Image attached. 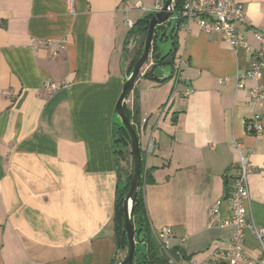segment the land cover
<instances>
[{
	"label": "crops",
	"instance_id": "crops-1",
	"mask_svg": "<svg viewBox=\"0 0 264 264\" xmlns=\"http://www.w3.org/2000/svg\"><path fill=\"white\" fill-rule=\"evenodd\" d=\"M251 49L233 50L197 24L177 32L175 70L158 82L144 70L127 100L147 122L139 134L150 183V229L174 230L182 262L211 263L231 245L232 229L207 228L209 208L227 201L243 145L249 161L245 214L264 228V132L249 134L256 112L238 89L264 33V0H236ZM162 0H0V264H113L119 177L116 107L142 33L138 24ZM51 79L61 88L44 89ZM264 89V75L262 78ZM247 88L254 82L247 81ZM192 90L187 96L185 92ZM172 99L168 112L162 108ZM133 161V160H132ZM245 254L261 248L246 231ZM180 260V261H181Z\"/></svg>",
	"mask_w": 264,
	"mask_h": 264
},
{
	"label": "built area",
	"instance_id": "built-area-1",
	"mask_svg": "<svg viewBox=\"0 0 264 264\" xmlns=\"http://www.w3.org/2000/svg\"><path fill=\"white\" fill-rule=\"evenodd\" d=\"M164 4H157L154 8V14L163 10ZM171 22L180 24V28H189L192 24H197L204 33L214 32L225 40L233 50H250L251 46L247 39L237 30L238 23H247L244 6L236 0H185L180 10H175ZM128 26L134 28L135 24L127 20ZM1 25V20H0ZM259 46L254 53V59L249 64L244 75L238 76V89H247L249 105L253 111H257L264 103V89L262 78L264 75V33L256 29L251 30ZM153 65L150 61L144 72ZM181 66L175 70L174 76L177 82L180 78ZM254 82V86L247 88L246 82ZM61 86L51 79L44 82V89L49 92L59 90ZM187 96L192 95V90L185 92ZM172 99L162 108L161 115L168 112ZM146 118L141 119V123L136 130L138 136L144 131ZM249 134L259 138L264 132L262 118L257 112L253 120L248 123ZM235 148L240 154L238 172L235 178L234 187L229 194L227 201L230 203L228 215L222 210L224 201L215 202L208 210L207 228L213 229H232L231 245L227 250L220 251L218 260L211 263L182 262L181 253L176 256L171 255V239L174 230L169 227L161 228L157 234V242L161 249L167 255L170 264H264V228L257 226L254 222L248 221L245 214V205L250 198L249 176L252 171L249 161L242 155L243 145L240 142L235 143ZM250 230L260 245L261 254L257 258L248 257L244 251L246 231ZM181 260V261H180Z\"/></svg>",
	"mask_w": 264,
	"mask_h": 264
},
{
	"label": "trees",
	"instance_id": "trees-1",
	"mask_svg": "<svg viewBox=\"0 0 264 264\" xmlns=\"http://www.w3.org/2000/svg\"><path fill=\"white\" fill-rule=\"evenodd\" d=\"M167 0H162L163 4H165ZM185 0H175V10L178 11L182 8ZM153 16L150 15L143 21L135 24L132 33H142L143 38L140 42V46L136 51V54L131 62L129 73H131L135 63L140 58L146 33L149 27V20ZM175 27L172 37L170 38L171 49L168 54L161 60V62L157 66H174L176 53L178 51L177 44V32L180 29V24H175L174 22H170L167 25L159 26L158 31L161 32V40L169 39L170 30ZM153 51L157 52V47L154 44ZM156 68V65H153L149 70L146 71L145 76L149 78H153V71ZM126 114L130 119V122L135 130L138 129L140 125L139 118V109L138 106L135 105L133 109L128 108L127 105L125 107ZM116 146H117V159H118V185H117V196H116V205H115V215H114V231L115 238L118 244V250L126 252L127 251V236L125 233V213L123 209L124 198L129 192L131 180L133 177V156L130 148V140L126 130L122 126H118L116 132ZM149 179V171L146 168V160L144 155L142 154V183L139 189L138 195L136 197L135 205H134V223L136 231H141L140 233V242L145 247V252L138 258L137 252L135 251V259L134 264H170L167 255L161 249L160 245L154 239L147 215L146 205H145V197H144V186L146 183H150ZM137 249V246H136ZM177 251H171L172 256H176ZM184 257V255H182ZM185 258V257H184ZM186 259V258H185ZM113 264H119L117 260L114 261Z\"/></svg>",
	"mask_w": 264,
	"mask_h": 264
},
{
	"label": "water",
	"instance_id": "water-1",
	"mask_svg": "<svg viewBox=\"0 0 264 264\" xmlns=\"http://www.w3.org/2000/svg\"><path fill=\"white\" fill-rule=\"evenodd\" d=\"M175 0H167L163 10L153 14L149 20V27L146 33L144 48L138 61L135 63L129 77L124 86L123 93L116 107V115L119 125L122 126L130 140V148L133 156V177L131 180L128 194L124 198L123 209L125 213V233L127 236V251L125 259L119 264H134L136 244L140 242L141 231H136L134 223V205L136 197L142 183V152L140 147L139 136L133 128L130 119L128 118L125 107L127 100L132 94L135 83L139 78L146 65L152 61L156 68L153 71V79L158 82L171 80L174 76V66H157L163 58L168 54L158 45V39H161V32L158 31L159 26L167 25L171 22L174 14ZM175 27L170 30L169 38L172 37ZM154 44L157 47V52L153 51ZM152 65V66H153Z\"/></svg>",
	"mask_w": 264,
	"mask_h": 264
},
{
	"label": "rangeland",
	"instance_id": "rangeland-1",
	"mask_svg": "<svg viewBox=\"0 0 264 264\" xmlns=\"http://www.w3.org/2000/svg\"><path fill=\"white\" fill-rule=\"evenodd\" d=\"M157 43L161 47V49L164 50L165 53L169 52V50L171 49L172 41L170 38L165 40L158 39ZM136 246H137L136 252L139 258L142 255V253L145 252V247L142 243H137Z\"/></svg>",
	"mask_w": 264,
	"mask_h": 264
}]
</instances>
